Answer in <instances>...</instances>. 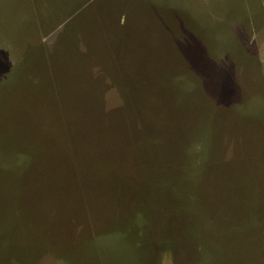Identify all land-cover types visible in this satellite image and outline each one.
<instances>
[{"label":"rangeland","instance_id":"obj_1","mask_svg":"<svg viewBox=\"0 0 264 264\" xmlns=\"http://www.w3.org/2000/svg\"><path fill=\"white\" fill-rule=\"evenodd\" d=\"M0 264H264V0H0Z\"/></svg>","mask_w":264,"mask_h":264}]
</instances>
